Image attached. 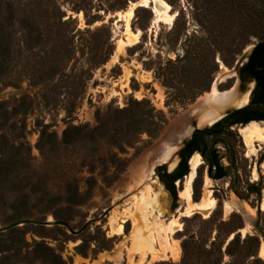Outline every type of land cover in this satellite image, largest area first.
Masks as SVG:
<instances>
[{
	"label": "rangeland",
	"instance_id": "374dc122",
	"mask_svg": "<svg viewBox=\"0 0 264 264\" xmlns=\"http://www.w3.org/2000/svg\"><path fill=\"white\" fill-rule=\"evenodd\" d=\"M138 1L0 0V226H69L0 232V264H264V239L252 225L259 189L264 228V143L248 153L240 130L250 121L224 126L232 153L224 139L204 135L223 178L196 151L192 201L210 197V209L185 213L190 159L176 200L155 173L160 165L172 171L181 143L210 126L192 110L218 77L219 92L236 86L250 101L252 83L244 88L238 70L264 40V0H163L177 12L170 25L137 5L129 29L138 42L117 52L124 12ZM149 2L163 14L160 0ZM173 220L165 252L154 242L151 255L149 235Z\"/></svg>",
	"mask_w": 264,
	"mask_h": 264
},
{
	"label": "bare ground",
	"instance_id": "6f19581e",
	"mask_svg": "<svg viewBox=\"0 0 264 264\" xmlns=\"http://www.w3.org/2000/svg\"><path fill=\"white\" fill-rule=\"evenodd\" d=\"M160 1H161L160 7L163 9V14H161L159 12V10L157 9L156 6H150L149 0H141V1H138L136 3H132V5L124 12L125 26H126L125 36L122 39H118L117 46H116L117 52H120L121 50H123L125 46H133L138 42L137 37L139 36L140 32L139 31L132 32L129 29V21L133 15V10H134L135 6L141 5L144 7H150L152 9V12L156 15L157 21H163L169 25L172 24L173 20L175 19L176 15H177V12L176 11L171 12V6L163 0H160ZM132 37H134V38H132ZM222 75H224V74H222ZM226 77H227V75H226ZM223 78H224V76H223ZM223 78L218 77L217 81H215L213 83V85L211 86L210 91L208 93H206L205 96L202 97L201 102L197 106H195L192 110V115H194V116L197 113L198 114L200 113L199 114L200 116L198 115L199 116L198 119H199V122L201 124H206V123L210 124L213 121H215L219 117V115L221 113V111H220L221 109H223V108L226 109V107H228L229 105L242 106L247 101V95L246 94L241 96L240 98H238L236 86L231 88L228 91L219 92V90L217 89V83H218V80L223 81ZM240 132L243 135V139H244L245 145L247 146L248 153L254 152V149H255L254 143L255 142L264 143V124H260L258 122H251L249 125L243 126V128L240 130ZM247 156H248V154H246V157ZM159 159L160 158L158 157L153 162H151L149 170H148L149 173H152V167ZM164 160H169L168 155L164 158ZM189 162H190V166H191V173L189 174V176L187 178L188 181H187L186 185L180 191V196L183 199H185V201H186L185 213H187V215H190L191 213H193V210H197V209L198 210H206V209L208 210L213 206V203H214V200L209 197L210 190H208V189L210 186H207V188H206V190H207L206 193H207V196L209 197V202H201V201L200 202H193L192 201V196H191L189 185H190V183L194 177L195 170L202 164V161H201L200 155L198 153H195L191 156ZM173 165H174V163L171 164V167H173ZM262 167L264 168V163L262 164ZM254 176L255 177L257 176L255 171H254ZM206 183H209V179H206ZM140 200H141V204L142 203L143 204H149V202L144 197H141ZM260 207H261V205H260ZM225 208L230 210L231 205L228 204V202H227V203H225ZM145 209H146V207L142 206L140 214H141V217L144 220V222H147V216L145 213ZM175 223H176L175 220L170 221L168 224L165 225L164 228L160 229V231H158L157 233L152 232V234L149 235L148 240H146V242H147V249L151 255H154L156 252V250L153 247L154 242L159 244L162 252H165V250L169 244V236H170V234L174 233V231H175V229H173V225ZM246 225L248 227V225H249L248 222H246ZM178 228H179V225H178ZM143 236H144V234H143ZM160 237H162V241H161ZM135 239L140 242V240H141L140 232H137L135 234ZM171 251H172L173 256L179 257L178 251H175L174 248H171ZM263 251H264V243H262V245H261L260 253L262 254Z\"/></svg>",
	"mask_w": 264,
	"mask_h": 264
},
{
	"label": "water",
	"instance_id": "95a60500",
	"mask_svg": "<svg viewBox=\"0 0 264 264\" xmlns=\"http://www.w3.org/2000/svg\"><path fill=\"white\" fill-rule=\"evenodd\" d=\"M262 48H264V40L260 41L259 43H257L255 46H253L250 54H249V57L247 58L246 60V64H247V67L251 73L252 76L254 77H258V76H263L264 75V68H258V69H253L252 68V61H253V58L254 56L257 54V52L259 50H261ZM249 89V87L247 88ZM241 94H245L247 93L246 92H240ZM228 111L225 112L222 117H220L218 120L212 122L210 124V126H213L216 122H218V128L216 130H213L212 127L210 126H207V127H203L201 129H195L193 131V133H196V134H199L202 138H204V133L205 132H213L216 137H220L222 139H224V141H226V144L228 145V147L230 148L231 150V153H232V149H231V146L229 144V142L221 135V132L224 128V126L227 124V121L230 120L232 118V116L236 115V114H239V113H242V112H259V113H264V105L262 104H250V101H248L245 105H242V106H238V105H229L228 106ZM243 125V124H241ZM182 146L184 144L181 143ZM203 147V145H202ZM201 156H203L202 152H199ZM264 158V151L262 152V154L260 155V158L258 159L257 161V164L259 165L260 161L263 160ZM231 163L233 165V169H234V182L236 180V177H237V171H236V168H235V160L233 158V155L231 156ZM258 206H257V215L258 217L255 219V221L253 222V228H254V231L256 232V234L258 236H260L262 239H264V228L260 225V220H259V211H260V190L258 189ZM111 210V208H107L105 209V211L103 212V214L100 216L103 217L105 216L109 211ZM92 220H88L86 221L82 227L77 230L76 232H80L82 231L87 225H89L91 223ZM27 223H33V224H40V225H61V226H65L67 228H69L68 224L65 223V222H62V221H57V220H53V221H35V220H31V219H25V220H18V221H15L13 223H10L8 225H5V226H0V232H3V231H6L10 228H13V227H16V226H20L22 224H27Z\"/></svg>",
	"mask_w": 264,
	"mask_h": 264
},
{
	"label": "trees",
	"instance_id": "16d2710c",
	"mask_svg": "<svg viewBox=\"0 0 264 264\" xmlns=\"http://www.w3.org/2000/svg\"><path fill=\"white\" fill-rule=\"evenodd\" d=\"M264 52V48H262ZM244 70L247 71V67H243ZM260 79H264V77H259ZM262 87L264 90V80L262 83ZM252 104H255V102H252ZM255 114H262L259 112H242L239 114H236L232 116V118L228 121V124L231 123H247L248 121L254 119L252 115ZM214 128L218 127V122L213 125ZM204 145V148H206L205 142H203L202 138L196 134L193 133L191 138L184 142L183 146L178 151L180 160L176 167L170 171L167 172L165 167L163 165L158 166L155 169V173L158 176L159 181L163 184L164 188L169 192V194L172 196L174 200L177 198V190H176V182L179 180H182V178L187 174L188 172V159L190 156L198 151L202 152L201 145ZM212 158L209 156L207 157L208 161V167L209 170H214V167L217 168V170H214L213 177L219 178L221 176L225 175V171L219 166L218 161L215 159V154L211 152Z\"/></svg>",
	"mask_w": 264,
	"mask_h": 264
},
{
	"label": "flooded vegetation",
	"instance_id": "af4514ba",
	"mask_svg": "<svg viewBox=\"0 0 264 264\" xmlns=\"http://www.w3.org/2000/svg\"><path fill=\"white\" fill-rule=\"evenodd\" d=\"M248 57H249V55H248ZM244 66L247 67L246 61H245V63L242 64V67L238 70V76H239V81L243 85L244 88H248L249 87L248 84L252 83L251 91H250V104H252V102H255V104L264 105V90H263V87H262V83H263L264 79H260L259 78V77H264V75L263 76L254 77V76L251 75L248 67H247V71L243 69ZM252 68L253 69L264 68V52H263V50H259L257 52V54L254 56L253 61H252ZM243 95H245V94H243ZM252 117L254 119L250 120L251 122H253V121L254 122H256V121L263 122L264 121V113L255 114V115H252ZM228 121H227V124H228ZM240 124H243V123H240ZM217 128L212 127L213 130H216ZM205 133H208L210 135L216 136L213 132H205ZM205 133H204V135H205ZM202 140L204 142V138H202ZM202 145H201L202 154H204L206 152V154L210 158H212L211 152H213L215 154V159L218 161V155H217L216 151H212V149H209V148H204V145H203V147H202ZM214 170L216 171L217 168L214 167ZM252 174H253V172H252ZM224 176H221L219 178H223ZM236 179H237V177H236Z\"/></svg>",
	"mask_w": 264,
	"mask_h": 264
}]
</instances>
